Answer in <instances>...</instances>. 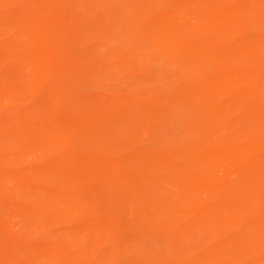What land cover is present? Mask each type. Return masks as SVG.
Instances as JSON below:
<instances>
[{
  "label": "rangeland",
  "instance_id": "rangeland-1",
  "mask_svg": "<svg viewBox=\"0 0 264 264\" xmlns=\"http://www.w3.org/2000/svg\"><path fill=\"white\" fill-rule=\"evenodd\" d=\"M0 29V264H264V179L243 158L205 166L176 154L263 132V113L236 101L263 88L249 75L264 55L239 49L264 43V0H0ZM203 46L216 54L196 65ZM19 127L36 137L22 141ZM166 153L178 170L155 161ZM109 161L127 185L110 183ZM134 195L227 205V223L185 213L177 234L149 232Z\"/></svg>",
  "mask_w": 264,
  "mask_h": 264
},
{
  "label": "bare ground",
  "instance_id": "bare-ground-1",
  "mask_svg": "<svg viewBox=\"0 0 264 264\" xmlns=\"http://www.w3.org/2000/svg\"><path fill=\"white\" fill-rule=\"evenodd\" d=\"M239 53L243 55L250 54L251 56L257 55L260 53L264 55V43L259 40H255L247 44L244 43L242 47L239 49ZM215 54L216 52L212 48V46L211 47L203 46L201 47V49L198 48L197 51H193L192 56L193 58H195V62L197 65L199 61H202L207 57H213L215 56ZM259 76H264V57L259 62L257 68L254 69V73L252 75H249V77L255 81L259 79ZM260 84L263 86V88H261L260 90L259 88L253 89L250 92H246L245 94H243V97H240L239 99H237L236 103H238L239 105H245V107H247L248 105H254L256 109L258 108L261 114L263 113V117H261L260 119H264V83H260ZM217 89H218L217 85H212L210 87H205V88L203 87L201 89L200 88L193 89L191 93L189 94V97L187 100L192 102L193 100L195 101L196 99L197 100L208 99V97L213 95ZM22 97H25V95H23ZM124 101L129 102L128 100L127 101L124 100ZM201 104H204V103L202 102ZM201 111H204V110H201ZM260 119H256L252 125L257 126ZM60 125L61 124H57L56 125L57 128L60 127ZM63 131L64 130L60 131L54 128L50 130V132L54 135H57V134L61 135ZM17 135L21 137L22 141L28 138L34 139V137H36V133L34 131L25 130L24 128L20 129V127L18 129ZM257 150L260 151V153L262 154L264 158V130L258 136L255 137V140L253 142L244 144L242 146H224L223 148L221 146L215 147V148H210V146H204V147L203 146H199V147L187 146L177 151L176 154L177 156L186 159L192 165L205 164V166L211 161L210 159H213V158H217L219 159V161L230 160L231 162H234V163H238L239 160L243 158L242 161H245L246 163L245 168L257 173L259 175V177L257 178L264 179V163L257 162V161L253 162L252 160L248 159L249 158L248 156L251 155L253 152H256ZM174 157H175L174 154L166 153V155L157 156L155 161L165 166L168 171L173 172L179 169V167H177L173 162ZM246 159H248V161H246ZM106 169L109 174L110 183H122V184L127 185L128 183L127 179H125V177H123V175L121 174L120 166L118 165V163L109 161L108 163H106ZM171 174H168V175H171ZM257 178L247 177L245 180L243 178L241 180V183H257L258 181ZM149 180L150 178L147 179L146 181H149ZM202 180H203L202 177H198L197 180L185 179L184 176L180 174L178 183H181L182 185H184L183 183H188L190 186H192L195 184H201L200 181ZM220 184H221L220 185L221 187H225L227 186L228 183H227V180L225 181V179L223 178L221 179ZM198 186L199 185H195L194 187H198ZM131 200H133V202L138 204L139 206L138 209L136 210L137 222L139 223L140 227L143 230H146L149 232L153 231L156 233H163V234H167L170 236L177 234L182 228L187 227L188 223H185V222L181 223L180 227H176L177 220H179L180 216H182L185 213L194 215L196 218L195 222L198 226H205L209 223H216V224L227 223L224 221L225 211H226L224 209L228 208L227 205L226 206L222 205V207L219 208L220 210L216 212L213 211L212 213H210L208 210H205L201 206H196V205H192L189 207L184 206L178 199L169 197L167 195H165V197L160 198V199H147L140 195H134L133 199L131 198ZM258 202L261 204V206H264V198L259 199ZM256 222L258 224L264 225V219H256Z\"/></svg>",
  "mask_w": 264,
  "mask_h": 264
}]
</instances>
